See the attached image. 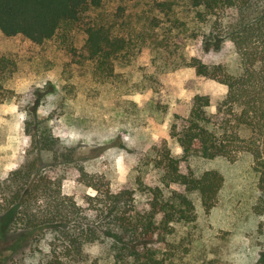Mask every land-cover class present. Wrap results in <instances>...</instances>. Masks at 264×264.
<instances>
[{
  "label": "rangeland",
  "instance_id": "1",
  "mask_svg": "<svg viewBox=\"0 0 264 264\" xmlns=\"http://www.w3.org/2000/svg\"><path fill=\"white\" fill-rule=\"evenodd\" d=\"M213 13L194 7L193 0H103L41 45L0 32V181L27 158L31 138L25 120L30 113L35 124L40 121L73 150L75 163L60 168L67 177L65 195L84 206L83 195L93 193L76 180L82 167L105 176L114 191L130 188L142 209L145 195L134 184L139 156L163 138L173 156H180L169 136L176 116L187 117L197 95L209 98V112L226 96L224 84L198 76L189 63L197 59L229 73L238 69L234 46ZM97 21L123 39V48L104 65L89 59L85 50L84 29ZM39 158L48 164V155ZM187 164L183 170L195 175L221 172L219 202L205 215L196 201L193 243L187 228L176 227L165 242L158 239L161 253L174 264H256L262 248L256 229L263 219L250 208L257 196L250 159L192 158ZM15 239L7 237L1 244L0 264H37L33 243L12 251Z\"/></svg>",
  "mask_w": 264,
  "mask_h": 264
},
{
  "label": "trees",
  "instance_id": "2",
  "mask_svg": "<svg viewBox=\"0 0 264 264\" xmlns=\"http://www.w3.org/2000/svg\"><path fill=\"white\" fill-rule=\"evenodd\" d=\"M102 2L0 0V32L41 45L63 24L81 21ZM193 5L217 15L224 38L234 46L238 69L229 73L197 59L189 63L198 76L224 84L226 96L209 112V98L197 95L189 115L176 116L169 136L176 140L180 156H173L165 138L139 156L134 184L145 195L144 207L139 209L130 188L114 191L105 176L82 167L76 180L93 193L83 195L84 206L65 195L67 177L60 168L75 163L73 150L40 121L35 124L29 113L27 158L0 181V246L7 237L16 238L12 251L30 241L32 252L40 256L37 264H174L157 243L184 227L192 244L199 218L196 201L209 215L224 184L219 170L195 175L189 168L183 170V164L192 158L235 162L247 157L256 177L251 212L263 219L256 229L262 240L256 264H264V0H193ZM84 30L88 58L101 65L123 48V39L98 21ZM41 154L48 155V164L41 162ZM151 173L154 178L148 179Z\"/></svg>",
  "mask_w": 264,
  "mask_h": 264
}]
</instances>
